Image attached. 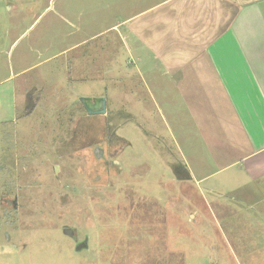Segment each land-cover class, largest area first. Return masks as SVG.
<instances>
[{
  "label": "rangeland",
  "instance_id": "374dc122",
  "mask_svg": "<svg viewBox=\"0 0 264 264\" xmlns=\"http://www.w3.org/2000/svg\"><path fill=\"white\" fill-rule=\"evenodd\" d=\"M157 1L0 0V264H247L232 247L234 235L222 230L239 217L252 224L255 231L245 232L254 238L245 241L260 246L256 259L264 264L256 220L263 207L228 205L226 223L210 202L232 203V194L185 173V133H197V145L204 134L205 171L240 156L224 133L220 146L217 129L202 128L209 103L217 107L214 124L235 125L225 100L207 103L213 75L185 79L179 89L166 78L154 81L113 31ZM94 34L80 52L95 46L96 76L108 74L67 85V61L70 71L81 55L62 50ZM25 81L43 95L24 94ZM101 94L107 113L88 114L81 98ZM199 101L203 110L192 111ZM234 129L225 136L241 138ZM215 145L221 150L209 151Z\"/></svg>",
  "mask_w": 264,
  "mask_h": 264
},
{
  "label": "crops",
  "instance_id": "0c3cea01",
  "mask_svg": "<svg viewBox=\"0 0 264 264\" xmlns=\"http://www.w3.org/2000/svg\"><path fill=\"white\" fill-rule=\"evenodd\" d=\"M113 28L119 35L120 46L122 47L123 43V49L136 55L137 60L142 62L144 72L154 81L166 78L172 86L179 89L185 79L202 75L207 81V73L213 75H210L212 80L209 78L214 91L211 92V87L208 86L204 92L209 95H205L209 97L207 103L210 100H219L220 103L225 100L232 110L235 125H230L224 118L223 122L218 121L219 124L210 120L217 110L215 103L213 106L208 104L207 115L201 125L202 128L217 129V145L222 146V140L217 139L224 133L225 142L240 152V156L219 166L217 170L205 171L207 157L201 151L203 148H198L205 142V138L201 137L204 134L200 135V144L197 145L193 143L198 139L197 133H185L184 142L191 145L190 149L183 151L185 173L189 177L191 175L192 181L205 183L211 191L214 190L220 195H224V192L232 194V203L218 199L210 202L211 207L216 208L213 209L216 218L228 217L231 209H225L231 204L236 207H263L257 211L256 220L258 228L264 231V225H261L264 223V0H162L130 15ZM76 31H79V28ZM96 35L83 37L78 43L63 49L62 53L71 50L80 52L85 45L95 40ZM92 49L88 47L86 52H80L81 57L71 62L70 71L67 61L64 75L67 85L72 84L70 80L73 78L78 82L74 86L78 87L79 84H89L91 79L94 81L108 74L105 68L102 74L96 76L97 62L93 52L95 46ZM108 55L111 65L112 50ZM43 62L47 63L48 59L22 71L32 70ZM23 86L24 94L43 95L36 92L38 86L33 83L25 81ZM199 90L201 92V89ZM85 96L94 99L105 95ZM166 99L172 101L170 92ZM202 105L199 101V106L192 107V111L203 110ZM81 107L86 110L83 104ZM230 126L237 128L234 131L240 133L241 138L237 136V139H234L235 132L230 138L225 136ZM207 136L209 137V134ZM218 149L221 150L215 145L209 151L216 153ZM220 171L228 172L223 177L211 180V177ZM232 175L243 178L233 184L230 180ZM239 194L248 199H241ZM219 205L223 206V211L218 210ZM225 221L227 223L226 218ZM247 227H250L252 232L255 231L249 221H243L242 225L239 217L237 221L230 220L222 230L234 235L232 239L235 246L232 247L239 251V255H247V264H259L256 257L260 246L245 241L254 238L246 236Z\"/></svg>",
  "mask_w": 264,
  "mask_h": 264
},
{
  "label": "water",
  "instance_id": "95a60500",
  "mask_svg": "<svg viewBox=\"0 0 264 264\" xmlns=\"http://www.w3.org/2000/svg\"><path fill=\"white\" fill-rule=\"evenodd\" d=\"M83 105L85 106L88 114H105L106 113V99L105 97L101 98H90L83 97L81 98Z\"/></svg>",
  "mask_w": 264,
  "mask_h": 264
},
{
  "label": "flooded vegetation",
  "instance_id": "af4514ba",
  "mask_svg": "<svg viewBox=\"0 0 264 264\" xmlns=\"http://www.w3.org/2000/svg\"><path fill=\"white\" fill-rule=\"evenodd\" d=\"M108 164H109V163H108ZM110 165H111V164H110ZM110 165H109V166H110Z\"/></svg>",
  "mask_w": 264,
  "mask_h": 264
}]
</instances>
